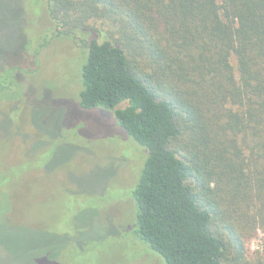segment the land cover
Segmentation results:
<instances>
[{"label":"trees","instance_id":"obj_1","mask_svg":"<svg viewBox=\"0 0 264 264\" xmlns=\"http://www.w3.org/2000/svg\"><path fill=\"white\" fill-rule=\"evenodd\" d=\"M46 3L55 36L88 49L81 106L146 151L135 238L166 264H264L249 247L264 232V0Z\"/></svg>","mask_w":264,"mask_h":264},{"label":"rangeland","instance_id":"obj_2","mask_svg":"<svg viewBox=\"0 0 264 264\" xmlns=\"http://www.w3.org/2000/svg\"><path fill=\"white\" fill-rule=\"evenodd\" d=\"M53 25L46 0H0V73L39 49L0 93V264H166L132 234L146 151L114 112L81 106L88 49Z\"/></svg>","mask_w":264,"mask_h":264}]
</instances>
